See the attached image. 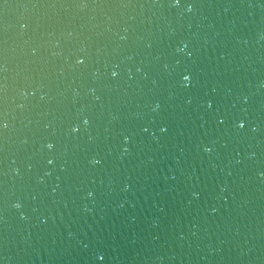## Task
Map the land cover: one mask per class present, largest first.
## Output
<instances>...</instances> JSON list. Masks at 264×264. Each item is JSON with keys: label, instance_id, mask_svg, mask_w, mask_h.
Instances as JSON below:
<instances>
[{"label": "water", "instance_id": "95a60500", "mask_svg": "<svg viewBox=\"0 0 264 264\" xmlns=\"http://www.w3.org/2000/svg\"><path fill=\"white\" fill-rule=\"evenodd\" d=\"M206 0H0V264H110Z\"/></svg>", "mask_w": 264, "mask_h": 264}]
</instances>
